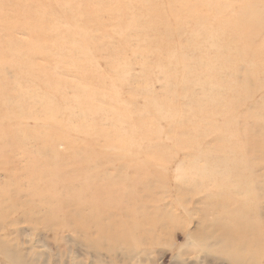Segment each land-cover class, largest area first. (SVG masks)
I'll return each mask as SVG.
<instances>
[{
	"label": "rangeland",
	"instance_id": "obj_1",
	"mask_svg": "<svg viewBox=\"0 0 264 264\" xmlns=\"http://www.w3.org/2000/svg\"><path fill=\"white\" fill-rule=\"evenodd\" d=\"M228 207L264 264V0H0V264H231Z\"/></svg>",
	"mask_w": 264,
	"mask_h": 264
},
{
	"label": "bare ground",
	"instance_id": "obj_2",
	"mask_svg": "<svg viewBox=\"0 0 264 264\" xmlns=\"http://www.w3.org/2000/svg\"><path fill=\"white\" fill-rule=\"evenodd\" d=\"M243 9H245V14H248L253 9V5H246ZM254 19H258V17ZM229 208L230 207H228V209H220L218 211V216L224 218L225 220L229 219L230 224L219 220L217 222L218 224L213 227L214 229L207 231V237L213 238L219 243L230 242V249L225 252L229 258L233 257L231 264H241L243 262L242 258L248 259L249 253L245 249L248 237H246L245 234L248 232L249 227L241 222L240 217H242V214L237 212L234 214ZM209 210L213 211L214 206L203 208L199 211L201 222L202 220H206L205 217ZM232 223L235 224V227ZM192 235L196 237V235H198V230L196 229ZM236 253H239V255ZM234 257H236V259H234ZM237 257H240V259H237ZM249 263L253 264V262L250 261Z\"/></svg>",
	"mask_w": 264,
	"mask_h": 264
}]
</instances>
